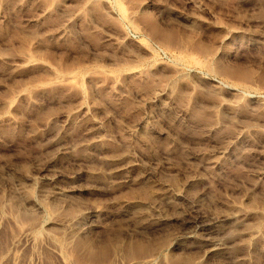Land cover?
Returning <instances> with one entry per match:
<instances>
[{
	"label": "rangeland",
	"instance_id": "374dc122",
	"mask_svg": "<svg viewBox=\"0 0 264 264\" xmlns=\"http://www.w3.org/2000/svg\"><path fill=\"white\" fill-rule=\"evenodd\" d=\"M0 264H264V0H0Z\"/></svg>",
	"mask_w": 264,
	"mask_h": 264
}]
</instances>
